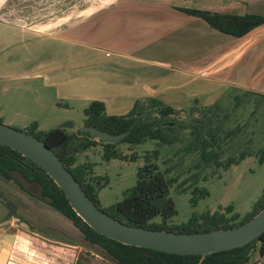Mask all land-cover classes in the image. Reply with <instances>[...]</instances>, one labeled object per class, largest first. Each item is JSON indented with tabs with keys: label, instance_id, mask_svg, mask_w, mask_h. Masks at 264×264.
Here are the masks:
<instances>
[{
	"label": "crops",
	"instance_id": "1",
	"mask_svg": "<svg viewBox=\"0 0 264 264\" xmlns=\"http://www.w3.org/2000/svg\"><path fill=\"white\" fill-rule=\"evenodd\" d=\"M57 3L0 0V80L42 78L62 99L104 102L108 115L149 97L176 109L264 97V23L235 37L181 10L264 15V0ZM49 208L0 176V264H115Z\"/></svg>",
	"mask_w": 264,
	"mask_h": 264
},
{
	"label": "trees",
	"instance_id": "2",
	"mask_svg": "<svg viewBox=\"0 0 264 264\" xmlns=\"http://www.w3.org/2000/svg\"><path fill=\"white\" fill-rule=\"evenodd\" d=\"M182 11L196 15L205 20L211 27L220 32L240 37L252 28L264 23V15L258 14H228L208 10L181 8ZM193 104H197L194 100ZM198 110H210L211 106L197 107ZM196 108V109H197ZM194 106L189 112H194ZM83 126H90L111 134L127 132L118 142L96 140L87 132L70 131L66 128L55 127L40 130L37 122L31 123L25 131L50 147L60 158L63 165L71 172L75 180L92 202L112 218L131 226L149 229L167 230L175 232H205L221 228H228L247 221L264 207V190L250 211L241 216L233 211V206H226L223 211L210 210L200 214L193 213L187 221L181 223H167L176 214L174 202L169 195L172 179L165 178L156 163L158 149L147 151L143 156V164L136 169V183L124 191L123 199L106 208L99 204L97 196L98 182L102 179L94 174V162L79 161L78 154L90 147L100 144L102 157L108 161L112 158L136 162L139 155L136 152L125 154L117 147L126 143L136 146L147 140H153L158 145H173L184 141L179 128L176 114L179 110L162 102L155 97L137 99L131 109L124 115H108L105 104L100 100H91L83 110ZM209 121L210 118L207 117ZM1 122V121H0ZM202 123V120H197ZM203 126H205L203 124ZM189 134L196 143L206 142L201 138V126L190 125ZM210 134L213 128L207 127ZM208 154H202L206 161ZM232 160V159H229ZM258 161H264V149L259 154ZM18 174L29 189L16 178ZM0 176L6 180H13L31 195L47 203L51 208L65 216L81 232L85 241L92 247L102 250L115 264H197L201 258L194 254H173L153 249L126 245L108 238L91 228L70 206L63 191L53 179L31 159L21 155L16 150L0 144ZM100 183V182H99ZM30 190V191H29ZM208 195L206 188H199L191 197V203L196 205L198 200ZM157 196H167L168 201L163 205H155L152 199ZM159 217L160 222L152 221ZM256 249L257 256L264 253V233L242 247L219 251L206 255L200 264H253L252 251Z\"/></svg>",
	"mask_w": 264,
	"mask_h": 264
},
{
	"label": "rangeland",
	"instance_id": "3",
	"mask_svg": "<svg viewBox=\"0 0 264 264\" xmlns=\"http://www.w3.org/2000/svg\"><path fill=\"white\" fill-rule=\"evenodd\" d=\"M92 1L98 2L58 0L57 6L59 9L65 4L84 5ZM43 82L42 78L0 80V121L21 130L33 122H37L40 130H49L71 121L73 124L66 129L79 130L88 104L62 99L56 95L55 88L46 87ZM232 98L225 94L220 107H211L206 113L193 103L178 109L174 117L184 137L182 143L167 146L147 140L136 146L117 145L125 154L136 152L139 155L136 162L118 158L106 161L100 144L79 153L78 160L94 162V174L102 178L97 189L100 206L106 208L120 202L124 191L136 183V169L143 164L142 156L158 149L156 163L162 173L165 171V178L172 179L168 197L177 211L167 223L185 222L193 213L223 211L228 205L241 216L250 211L264 190V161H258L264 149V97L237 93ZM191 106L197 109L189 112ZM196 123L202 127L201 138L205 144L196 143L189 134L190 125ZM207 127L213 128L210 134ZM202 154H208V160L205 161ZM16 178L29 189V184L18 174ZM199 188H206L208 195L193 205L191 197ZM49 209L57 215L55 217L64 219L58 211ZM152 221L160 222V218ZM252 254L256 256V249Z\"/></svg>",
	"mask_w": 264,
	"mask_h": 264
},
{
	"label": "water",
	"instance_id": "4",
	"mask_svg": "<svg viewBox=\"0 0 264 264\" xmlns=\"http://www.w3.org/2000/svg\"><path fill=\"white\" fill-rule=\"evenodd\" d=\"M72 124L71 121H65L58 127L69 128ZM79 130L87 132L93 138L108 142H118L127 135V132L111 134L85 125ZM0 144L35 162L63 191L72 209L84 222L98 233L123 244L173 254L200 255L197 263L200 264L208 254L242 247L264 233V207L239 225L205 232H175L124 224L95 205L56 153L36 137L25 130L0 122ZM2 200L12 212L11 203L4 197ZM167 201V196L152 199L155 205H163Z\"/></svg>",
	"mask_w": 264,
	"mask_h": 264
},
{
	"label": "built area",
	"instance_id": "5",
	"mask_svg": "<svg viewBox=\"0 0 264 264\" xmlns=\"http://www.w3.org/2000/svg\"><path fill=\"white\" fill-rule=\"evenodd\" d=\"M19 221V219H16V222H18Z\"/></svg>",
	"mask_w": 264,
	"mask_h": 264
}]
</instances>
